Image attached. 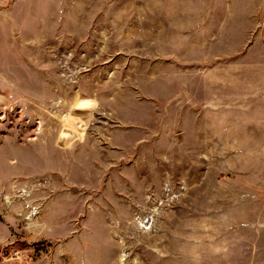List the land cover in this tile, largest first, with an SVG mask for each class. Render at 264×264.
Instances as JSON below:
<instances>
[{"label": "rangeland", "instance_id": "374dc122", "mask_svg": "<svg viewBox=\"0 0 264 264\" xmlns=\"http://www.w3.org/2000/svg\"><path fill=\"white\" fill-rule=\"evenodd\" d=\"M0 264H264V0H0Z\"/></svg>", "mask_w": 264, "mask_h": 264}]
</instances>
